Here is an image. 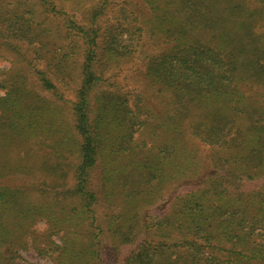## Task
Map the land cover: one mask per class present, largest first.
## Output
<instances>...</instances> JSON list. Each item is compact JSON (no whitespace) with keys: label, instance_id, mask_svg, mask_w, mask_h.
<instances>
[{"label":"trees","instance_id":"16d2710c","mask_svg":"<svg viewBox=\"0 0 264 264\" xmlns=\"http://www.w3.org/2000/svg\"><path fill=\"white\" fill-rule=\"evenodd\" d=\"M73 1L81 12L66 21L68 32L84 50L68 114L52 99L63 97L47 71L31 60L20 63L24 46L43 49L52 40L38 29L36 4L0 0V51L17 56L0 68V264H37L22 251L48 264H111L94 207L96 169L111 192L133 205L108 227L125 251L120 264H264V0H140L126 21L139 38L124 27L106 33L101 16L108 0ZM40 2L41 14L58 20L67 14L57 0ZM145 37L163 45L147 56L146 74L164 102L154 121L141 100L133 105L124 92L105 88L94 69L100 45L108 61L132 57ZM29 140L47 150L35 165L28 154L9 158L12 146ZM203 146L213 172L157 223L172 245L152 242L142 208L168 180L201 171ZM32 167L42 173L39 185L6 177ZM37 191L49 196L36 200ZM37 214L59 243L26 239ZM175 246L184 248L182 259Z\"/></svg>","mask_w":264,"mask_h":264},{"label":"rangeland","instance_id":"374dc122","mask_svg":"<svg viewBox=\"0 0 264 264\" xmlns=\"http://www.w3.org/2000/svg\"><path fill=\"white\" fill-rule=\"evenodd\" d=\"M32 2L36 4L35 12L37 11L36 22L39 23L38 29L43 31L47 36L52 37V40L49 41V44H46V48L43 49H27L24 46L21 49L22 57H20V63L25 64V61L31 60L33 65L38 68H44V70L47 71L49 77L57 86L58 94L63 97V99H60L58 96H54L52 99L59 103L69 114V102L75 99V91L81 78L84 44L76 36L68 32L69 27L66 21L68 19H74V17L78 18L81 11L76 8L73 0H57L58 4H61L67 11L66 16L58 20L53 19L47 13L41 14L40 0H32ZM138 3H140V0H108L105 12L101 16V24L106 29V33H116L121 27H124L123 29H128V31L124 33L129 35V31H131L134 38H139V32L134 30L133 27L130 29L127 28L128 22L126 23L128 18L131 19L133 17L130 10H135V6H137ZM89 4L90 1L87 2L86 6L88 7ZM132 6L134 8H132ZM121 8L129 12L124 14L123 10L120 11ZM36 22L34 26H36ZM129 22L128 27L133 25V22ZM162 47L161 39L148 40V38L145 37L140 53H136L132 57H116L115 60L108 61V57L105 56L104 53L102 54V47L100 45L98 56L94 64L95 71L101 74L104 79L105 88L108 87L110 89H117L122 93L124 92L133 105L136 104L137 99L141 100V103L145 106L146 114L149 115V120L151 121H154V117L159 115L158 112L162 110L161 106L162 104L164 105V102L161 103L162 97L157 91V86L151 83L150 78H148L146 74L147 56L160 51ZM59 57L64 58L62 64L57 60ZM16 59V54L6 50L0 51V68L12 66V62L14 63ZM24 70L27 71L29 69L25 67ZM103 88L104 87L101 86L99 90ZM154 129H158L157 124ZM147 137H152V133H147ZM34 142V140L33 142L29 140L27 144H24L18 150L16 146H12L9 158H12V160L14 159V161H20L25 157V154H28L26 158L30 160L31 163L33 162V164H31L32 166L35 165L34 163L38 160V156L46 153L47 150H42L44 145L40 142L38 144ZM201 148L202 156L205 161L201 171L196 175H191L192 177H180L168 180L155 191L152 199L142 208V214L145 219L148 220L147 224L151 229L150 238L152 242L166 241L172 245L173 242L162 237L157 223L165 214L172 215L174 213L172 210L178 202L177 199L179 196L184 194L185 191L190 190L191 187H197L207 174L213 172L210 161H208L209 150L206 146ZM99 171L100 169L94 170V174L92 175V187L96 191L95 195L97 197L94 206L99 216L97 225L103 230L101 235L102 253L104 259L106 258L111 264H120L121 259L126 257L123 255L125 251L114 243L113 236L109 234L108 227H110L109 225L111 222H113L115 226L120 224V216L121 218L124 215L126 216V213L131 211L133 205L123 201L116 192H111L108 182L101 181ZM40 174H42L40 171L32 167L31 169L17 170L14 174L7 175L6 177H11V181L16 180L17 183L19 182L18 178L23 176L26 181L30 180L39 185L41 182L36 177H39ZM31 194L34 199L39 201H42L43 198L45 199V196H49L48 193H46L48 195H45L39 191ZM50 195H54V193H50ZM34 220L33 223L28 224L29 226L26 232L27 240H30L32 236L39 240H44L50 236L51 240L58 243L60 242V238L57 235H49L51 229L43 216L37 214ZM171 232L173 238H180L177 231ZM199 242L203 243L204 241L200 240ZM171 249L173 252H177L178 256L180 252V254H182L181 259L183 255H186L183 247L175 246L171 247ZM21 254L23 258L30 262L37 264H48L49 262L47 259L36 255L33 251H22ZM251 264L263 263L252 262Z\"/></svg>","mask_w":264,"mask_h":264}]
</instances>
